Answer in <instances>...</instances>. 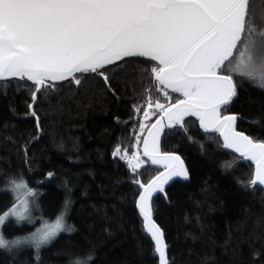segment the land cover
<instances>
[{
    "label": "snow or ice",
    "instance_id": "6c2138e0",
    "mask_svg": "<svg viewBox=\"0 0 264 264\" xmlns=\"http://www.w3.org/2000/svg\"><path fill=\"white\" fill-rule=\"evenodd\" d=\"M112 108L115 124L100 134L120 128L111 157L127 171L107 194L97 185L101 202L81 203L79 223H68L77 199L90 196L81 174L73 181L50 168L29 181L25 171L39 166L46 137L81 164L80 137L70 136L69 148L58 130L86 131L90 113ZM196 121L200 140L190 129ZM245 123L255 131L246 134ZM205 142L233 155L221 165L225 175L237 162L254 170L234 177L224 195L202 187L196 204L207 211L165 228L159 220L176 207L173 190L195 179L188 146L205 155ZM105 154L97 149L102 163ZM13 156L23 168L12 170ZM149 161L159 167L144 179L138 169ZM0 175L13 197L0 211V264H54L46 252L62 233L51 256L64 264H264V0H0ZM52 182L63 203L54 219L37 218L38 186ZM37 219L34 230L21 227ZM129 236L135 258L99 259Z\"/></svg>",
    "mask_w": 264,
    "mask_h": 264
},
{
    "label": "trees",
    "instance_id": "16d2710c",
    "mask_svg": "<svg viewBox=\"0 0 264 264\" xmlns=\"http://www.w3.org/2000/svg\"><path fill=\"white\" fill-rule=\"evenodd\" d=\"M248 87V85H246ZM253 95H256V92L253 90ZM115 111L114 108L110 109L107 116L102 115L100 110L97 109L95 113H90L89 118L86 122L87 129L86 131L77 128H71L70 126H62L56 135L57 142L61 137L64 138L66 145L70 148L72 141L68 138L72 136H79L80 144V156L83 158V162L79 165L72 164L66 159L67 155H74L71 152L68 153H58L55 145L52 140L45 138V140L38 146L39 149L43 151L37 152V157L40 161L39 166L35 169L34 173L28 174L25 171L29 181H34L43 178V174L50 168H57V171L60 176L71 179L75 181L77 179V174H81L79 180V187L82 188L85 185H88L90 196L83 200L77 199V203L74 206V210L71 216L68 218V223H79L80 215L76 212V208L79 207L81 203L87 204L89 200L92 202H101V196L98 191L97 185L104 184L107 185V192L111 191L112 184L114 183L117 177L123 176L127 169L124 162H120V167L118 168L113 164L111 157V146L115 142L116 137L120 133V128L116 127L115 129H110L108 133L101 135V131L105 125L115 124L112 113ZM119 116L121 120H127V115L121 107L119 111ZM155 119V118H153ZM195 121L194 117L186 118ZM79 123V122H76ZM241 128L245 129L246 134L252 133L255 130L252 129L247 123L242 124ZM192 134L197 138V140L202 139L201 131L199 130V122L196 121L194 124L190 125ZM130 135V130L127 133ZM91 137V138H89ZM176 137H169L168 144L171 145L175 143ZM205 147L207 149V154L201 155L198 145L188 146V164L195 169V179L193 180L191 186L188 189H183L179 185L176 186L175 191L177 204L175 208L168 209L163 213L164 218L160 219L159 222L165 228H175L177 226L183 228L184 224V215L186 213L195 215L198 210L207 211V204H202L198 206L196 201L203 200V193L201 192L202 187L209 188L210 191L215 192L217 195H224L226 189H231L233 187L234 177H239L242 179H247L250 172L254 170V165L251 164V161L237 162L233 165V168L228 170L233 173V175H225V170L221 165L225 163H231L233 161V155L227 154L229 150H221L215 144L205 142ZM97 149L104 151L105 157L104 162L102 163L97 159ZM49 157L51 162L49 163ZM146 159V158H144ZM12 160V170L16 168H23L24 166L20 161L15 157H11ZM57 165H62L63 167L58 168ZM251 166V167H249ZM158 167L151 165L150 161L141 165L138 171L143 172L144 179H147L150 175H154L153 169ZM85 169H92L95 172V180L89 177ZM147 170V171H146ZM205 182H207L205 184ZM33 187L37 185L33 184ZM40 188L41 195L39 196V210L34 212L35 217H39L41 213H45L47 219H54V214L56 209H58L63 203V190L56 186L55 182L45 183L38 186ZM119 187H124L123 185ZM124 190L127 191V188L124 187ZM171 194V192H170ZM76 195L79 197V188L76 190ZM259 195V193L257 194ZM12 193L6 192L4 190V177L0 175V211H2L6 206L10 205L12 202ZM207 203H212L209 200ZM51 213L52 215H48ZM40 221L36 220L35 225L24 224L21 227L24 231H32L34 227H39ZM16 234V233H13ZM67 234H60L56 241L53 242V245L50 246V250L46 252V255L54 261V264H64L63 257H52L51 252L56 251L58 248L64 245V240ZM74 238L77 241H80L79 236ZM93 238L98 240L97 235L94 233ZM86 244H82L80 249L77 251H82L83 248H86ZM28 254H31V250H28ZM99 259L105 261H119L125 257L129 259L135 258V241L132 240L131 236L121 244L120 247L112 248L107 256L104 254V249H101L99 254ZM81 259L84 257L81 256ZM3 257L0 256V260Z\"/></svg>",
    "mask_w": 264,
    "mask_h": 264
},
{
    "label": "rangeland",
    "instance_id": "374dc122",
    "mask_svg": "<svg viewBox=\"0 0 264 264\" xmlns=\"http://www.w3.org/2000/svg\"><path fill=\"white\" fill-rule=\"evenodd\" d=\"M156 167H159V166H156ZM162 170V169H161Z\"/></svg>",
    "mask_w": 264,
    "mask_h": 264
}]
</instances>
